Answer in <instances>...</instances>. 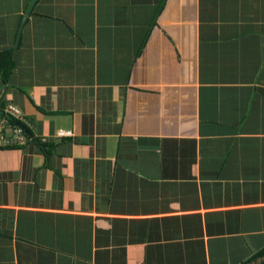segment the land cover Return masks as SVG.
Masks as SVG:
<instances>
[{"label": "crops", "instance_id": "0c3cea01", "mask_svg": "<svg viewBox=\"0 0 264 264\" xmlns=\"http://www.w3.org/2000/svg\"><path fill=\"white\" fill-rule=\"evenodd\" d=\"M4 51L0 264H264V0H0Z\"/></svg>", "mask_w": 264, "mask_h": 264}, {"label": "built area", "instance_id": "2783aa9c", "mask_svg": "<svg viewBox=\"0 0 264 264\" xmlns=\"http://www.w3.org/2000/svg\"><path fill=\"white\" fill-rule=\"evenodd\" d=\"M23 119L15 107L8 103L4 114H0V148L26 144L29 138L25 131Z\"/></svg>", "mask_w": 264, "mask_h": 264}, {"label": "trees", "instance_id": "16d2710c", "mask_svg": "<svg viewBox=\"0 0 264 264\" xmlns=\"http://www.w3.org/2000/svg\"><path fill=\"white\" fill-rule=\"evenodd\" d=\"M13 66H14V62L12 61L9 52L4 51L2 54H0V74H2L3 81H6L9 78V75L13 71L14 68ZM2 100L0 98V113L3 112L2 114H4V111L8 103L6 100L3 101Z\"/></svg>", "mask_w": 264, "mask_h": 264}, {"label": "water", "instance_id": "95a60500", "mask_svg": "<svg viewBox=\"0 0 264 264\" xmlns=\"http://www.w3.org/2000/svg\"><path fill=\"white\" fill-rule=\"evenodd\" d=\"M33 5V4H32ZM32 10V7H30V9H29V12ZM25 131H26V129H25ZM26 133H28V131H26Z\"/></svg>", "mask_w": 264, "mask_h": 264}, {"label": "clouds", "instance_id": "9594fccd", "mask_svg": "<svg viewBox=\"0 0 264 264\" xmlns=\"http://www.w3.org/2000/svg\"><path fill=\"white\" fill-rule=\"evenodd\" d=\"M2 114V113H1Z\"/></svg>", "mask_w": 264, "mask_h": 264}]
</instances>
